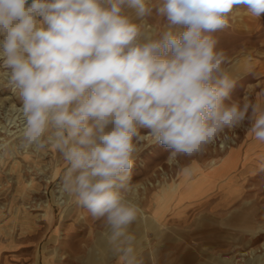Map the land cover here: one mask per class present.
<instances>
[{
  "label": "clouds",
  "instance_id": "clouds-1",
  "mask_svg": "<svg viewBox=\"0 0 264 264\" xmlns=\"http://www.w3.org/2000/svg\"><path fill=\"white\" fill-rule=\"evenodd\" d=\"M240 8L258 19L264 0H0V70L22 102L20 147L58 151L60 192L103 222L116 264H144L130 231L140 208L125 193L145 135L190 157L248 120L264 142V108L226 103L236 80L213 35ZM153 11L165 18L158 34L144 25Z\"/></svg>",
  "mask_w": 264,
  "mask_h": 264
},
{
  "label": "rangeland",
  "instance_id": "rangeland-1",
  "mask_svg": "<svg viewBox=\"0 0 264 264\" xmlns=\"http://www.w3.org/2000/svg\"><path fill=\"white\" fill-rule=\"evenodd\" d=\"M244 12L234 9L229 26L213 33L236 80L226 103L264 108V15ZM144 25L158 34L165 18L153 11ZM21 103L0 70V264L30 252L45 260L60 252L105 259L103 222L59 190L67 165L58 151L20 147ZM250 128L245 120L190 157L172 156L145 135L125 193L144 211L130 226L144 263L264 264V142Z\"/></svg>",
  "mask_w": 264,
  "mask_h": 264
},
{
  "label": "crops",
  "instance_id": "crops-1",
  "mask_svg": "<svg viewBox=\"0 0 264 264\" xmlns=\"http://www.w3.org/2000/svg\"><path fill=\"white\" fill-rule=\"evenodd\" d=\"M59 242L61 245V238ZM27 255V259L25 260L8 259L9 264H116L115 259H113L110 255H107L105 259H91L89 262H86L83 254L77 253H69L65 258H61L60 252L56 258H47L46 260L39 253L36 252H30Z\"/></svg>",
  "mask_w": 264,
  "mask_h": 264
},
{
  "label": "bare ground",
  "instance_id": "bare-ground-1",
  "mask_svg": "<svg viewBox=\"0 0 264 264\" xmlns=\"http://www.w3.org/2000/svg\"><path fill=\"white\" fill-rule=\"evenodd\" d=\"M227 157H228V155H227ZM229 157H231V156H229ZM237 162V161H236ZM234 166H235V164H234ZM236 167V166H235ZM233 168V167H232ZM232 170V169H231ZM235 170V169H234ZM215 173V172H214ZM220 179V178H219ZM222 179V178H221ZM191 183V182H190ZM188 185H189V183H187ZM188 187V186H187ZM138 206H139V208H140V212H142V213H144V211L142 210V208L140 207V205L139 204H137Z\"/></svg>",
  "mask_w": 264,
  "mask_h": 264
}]
</instances>
